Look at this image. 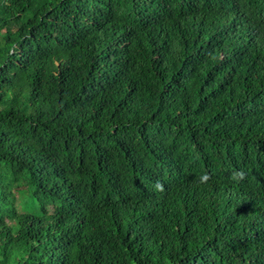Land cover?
I'll use <instances>...</instances> for the list:
<instances>
[{"label":"trees","instance_id":"1","mask_svg":"<svg viewBox=\"0 0 264 264\" xmlns=\"http://www.w3.org/2000/svg\"><path fill=\"white\" fill-rule=\"evenodd\" d=\"M0 264H264V0H0Z\"/></svg>","mask_w":264,"mask_h":264},{"label":"clouds","instance_id":"2","mask_svg":"<svg viewBox=\"0 0 264 264\" xmlns=\"http://www.w3.org/2000/svg\"><path fill=\"white\" fill-rule=\"evenodd\" d=\"M208 179H209V177H208L206 174H202V175L200 176V181H201V182H206Z\"/></svg>","mask_w":264,"mask_h":264}]
</instances>
